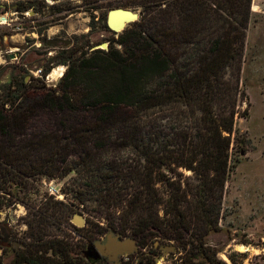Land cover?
<instances>
[{
  "label": "trees",
  "instance_id": "16d2710c",
  "mask_svg": "<svg viewBox=\"0 0 264 264\" xmlns=\"http://www.w3.org/2000/svg\"><path fill=\"white\" fill-rule=\"evenodd\" d=\"M108 1L81 3L141 10L107 48H62L50 58L65 65L52 86L18 73L0 82V208L23 201L18 192L41 175L71 173L68 190L88 225L74 235L47 229L67 222L68 208L47 195L24 240L7 243L11 264H154L168 243L174 264H224L204 236L218 229L224 182L249 145L235 118L247 111L239 70L250 0ZM107 230L133 237L141 252L117 263L83 255Z\"/></svg>",
  "mask_w": 264,
  "mask_h": 264
},
{
  "label": "rangeland",
  "instance_id": "374dc122",
  "mask_svg": "<svg viewBox=\"0 0 264 264\" xmlns=\"http://www.w3.org/2000/svg\"><path fill=\"white\" fill-rule=\"evenodd\" d=\"M18 1L0 0V14L8 17L7 22L0 23V82L11 73H18L22 74L24 81L30 76L38 77L43 79L45 86H52L65 65L54 64V59L50 58L62 48L76 45L87 51L92 47L105 49L108 39L116 36V32L99 25V15L104 18L107 9L122 7L134 10L138 18L141 10L140 5L88 8L81 0H40V4L31 3L34 0H23L29 3H26L24 10H18ZM56 7L61 9L56 10ZM249 9L239 70V84L247 97V111L244 116L235 118V126L245 132L249 145L245 153L238 157L224 182L218 229L210 230L204 236L206 243L217 250L216 255L224 264H234L228 259L230 253L234 254L237 264H264V0H250ZM91 15L94 28L89 30ZM52 37L64 38L68 43L48 45L46 40ZM102 43H106V46H102ZM47 64L52 66L41 75L40 70ZM57 66L62 67L60 75L50 78L49 74ZM244 106L242 102L240 107ZM70 176L71 173L63 177L41 175L31 181L32 186L26 191L18 192L19 196L24 194L23 201L11 202L0 208V243L5 248L1 254L2 264L12 263L13 251L7 243L24 240L26 219L31 216L37 203L48 195L45 184L49 180L58 186L61 193V197L52 198L62 201L68 208L67 222L55 223L47 229L58 236L76 234L73 227L77 226L70 222L72 213L77 210L75 198L68 190ZM80 214L84 218L82 226H88L86 214ZM87 216L94 220L97 213L90 210ZM4 233L8 236L6 241L1 240ZM160 246L154 257L161 254ZM136 251L141 252L139 248ZM166 251L163 258L154 261V264H174L177 261L176 249Z\"/></svg>",
  "mask_w": 264,
  "mask_h": 264
},
{
  "label": "water",
  "instance_id": "95a60500",
  "mask_svg": "<svg viewBox=\"0 0 264 264\" xmlns=\"http://www.w3.org/2000/svg\"><path fill=\"white\" fill-rule=\"evenodd\" d=\"M137 18V13L130 8L114 7L107 9L104 16L105 26L114 31H120L128 22L133 21ZM46 43L48 45H56L60 43L66 45L68 40L60 37L47 38ZM102 46H106V43H102ZM96 48V47H92ZM70 222L79 227L84 223V218L79 212H73L70 217ZM7 234L4 233L1 238L2 241L7 240ZM11 243L16 246L19 243L11 240ZM156 242H154L155 244ZM138 245L133 237L131 236H120L112 230L105 231L102 236L92 239L85 247L83 255L91 256L95 258L97 256L103 257L107 262L117 263L119 256L133 253L137 250ZM161 254L154 257V261L163 258L167 253V249H175L172 244H166L160 246Z\"/></svg>",
  "mask_w": 264,
  "mask_h": 264
},
{
  "label": "built area",
  "instance_id": "2783aa9c",
  "mask_svg": "<svg viewBox=\"0 0 264 264\" xmlns=\"http://www.w3.org/2000/svg\"><path fill=\"white\" fill-rule=\"evenodd\" d=\"M8 17L6 16V22H7ZM60 75V74H59ZM45 191L48 193V195H51V197H61L60 192L58 190V186L54 184L51 180L45 184Z\"/></svg>",
  "mask_w": 264,
  "mask_h": 264
},
{
  "label": "bare ground",
  "instance_id": "6f19581e",
  "mask_svg": "<svg viewBox=\"0 0 264 264\" xmlns=\"http://www.w3.org/2000/svg\"><path fill=\"white\" fill-rule=\"evenodd\" d=\"M5 18L3 16L0 15V21L4 20ZM62 71V68L57 66V69H53L52 72L49 74L50 78H55L56 76H58ZM48 77V74H47Z\"/></svg>",
  "mask_w": 264,
  "mask_h": 264
},
{
  "label": "flooded vegetation",
  "instance_id": "af4514ba",
  "mask_svg": "<svg viewBox=\"0 0 264 264\" xmlns=\"http://www.w3.org/2000/svg\"><path fill=\"white\" fill-rule=\"evenodd\" d=\"M1 16H3L5 19L1 20L0 23H5L6 22V15L4 13L0 14ZM8 20V19H7ZM62 68V67H60ZM48 74V73H47Z\"/></svg>",
  "mask_w": 264,
  "mask_h": 264
},
{
  "label": "crops",
  "instance_id": "0c3cea01",
  "mask_svg": "<svg viewBox=\"0 0 264 264\" xmlns=\"http://www.w3.org/2000/svg\"><path fill=\"white\" fill-rule=\"evenodd\" d=\"M240 250V249H239ZM241 250H245V249H241Z\"/></svg>",
  "mask_w": 264,
  "mask_h": 264
}]
</instances>
